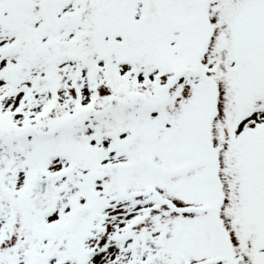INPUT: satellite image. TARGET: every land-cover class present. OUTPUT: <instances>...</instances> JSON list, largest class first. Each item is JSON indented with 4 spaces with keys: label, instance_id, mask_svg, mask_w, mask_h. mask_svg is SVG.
Here are the masks:
<instances>
[{
    "label": "snow or ice",
    "instance_id": "1",
    "mask_svg": "<svg viewBox=\"0 0 264 264\" xmlns=\"http://www.w3.org/2000/svg\"><path fill=\"white\" fill-rule=\"evenodd\" d=\"M0 264H264V0H0Z\"/></svg>",
    "mask_w": 264,
    "mask_h": 264
}]
</instances>
